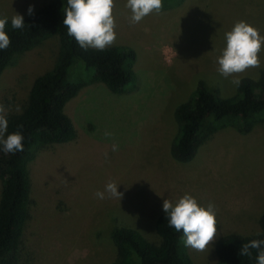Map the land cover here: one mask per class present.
<instances>
[{
  "label": "rangeland",
  "instance_id": "rangeland-1",
  "mask_svg": "<svg viewBox=\"0 0 264 264\" xmlns=\"http://www.w3.org/2000/svg\"><path fill=\"white\" fill-rule=\"evenodd\" d=\"M45 2L0 0V15L24 17L30 5L34 11ZM114 2L117 38L111 46L134 51V79L123 93H112L102 82L83 87L63 109L76 138L43 146L30 161L23 264L115 261L113 229L129 227L158 242L155 221L163 200L175 202L185 193L217 209V236L209 248L188 247L195 264H212L220 236L258 229L264 211V122L249 132L221 128L191 161L181 163L170 155L177 131L174 110L200 82L221 97L235 93L233 77L217 71V58L226 47L225 33L240 20L264 35V0H185L137 24L130 23L127 0ZM58 44V37L51 36L16 54L4 69L0 103L10 108L8 114L16 113L17 105L24 107L34 78L53 67ZM260 59L262 68L264 50ZM260 68L240 78H256ZM82 72L77 60L69 78ZM105 132L112 135L105 137ZM113 144L118 145L115 152ZM109 182L123 193L120 200L105 191ZM97 191L105 198L99 199Z\"/></svg>",
  "mask_w": 264,
  "mask_h": 264
},
{
  "label": "trees",
  "instance_id": "trees-1",
  "mask_svg": "<svg viewBox=\"0 0 264 264\" xmlns=\"http://www.w3.org/2000/svg\"><path fill=\"white\" fill-rule=\"evenodd\" d=\"M184 1L163 0L162 10L179 6ZM65 8L67 0H46L31 15L24 16L22 29H13L11 19L6 24L11 44L6 50H0V75L16 54L38 47L54 35L59 44L53 67L34 78L22 111L7 115L6 135L21 131L24 150L5 154L0 145V264L24 263V235L30 219V161L41 147L70 141L77 136L71 119L63 111L67 101L95 82H102L112 93H123L135 76L132 68L135 54L131 48L82 49L63 24ZM77 60L83 63V72L71 80L70 68ZM258 74V79L241 77L240 86L227 97L198 83L190 97L174 110L177 131L170 145L171 157L181 163L189 162L219 129L233 126L249 132L256 124L263 123L264 67ZM155 230L158 242L147 240L129 227L113 229L111 238L117 259L104 264H195L185 247L183 232L169 226L164 211L155 221ZM257 232L261 235L257 236ZM253 239H264V211L256 231L227 233L217 239L216 260L212 264H257L255 249L251 250V258L238 255L240 247Z\"/></svg>",
  "mask_w": 264,
  "mask_h": 264
},
{
  "label": "clouds",
  "instance_id": "clouds-1",
  "mask_svg": "<svg viewBox=\"0 0 264 264\" xmlns=\"http://www.w3.org/2000/svg\"><path fill=\"white\" fill-rule=\"evenodd\" d=\"M125 6L131 10L130 23L137 24L153 12L160 13L163 0H127ZM114 8V0H67L63 24L68 35L74 37L82 49L94 48L103 51L113 45L117 38ZM28 13H33L32 5L29 6ZM8 19L6 16L0 18V50H6L11 44V39L5 31ZM24 25L22 15L11 17L13 29H22ZM225 37L226 47L217 58V71L225 78L232 76L231 83L238 88L241 84L240 74L250 68L261 67L260 53L264 50V35H261L257 27L240 20L225 33ZM256 78H259V74ZM9 111V107L0 103V145L5 154H15L24 150V135L21 131L6 135ZM15 111L20 112L22 109L17 105ZM104 135L110 137L112 133L105 132ZM117 150L118 145L113 144L112 151ZM117 186L115 182H109L105 191L120 200L123 193L117 191ZM96 196L99 199L105 198L104 192L100 191H97ZM162 208L167 214L169 226L177 232H183L185 247L205 251L215 240L218 221L217 209L213 203L203 206L193 195L185 193L175 202L164 199ZM256 235L261 233L257 232ZM252 249L257 250V264H264V239H253L244 243L238 255L251 258Z\"/></svg>",
  "mask_w": 264,
  "mask_h": 264
}]
</instances>
